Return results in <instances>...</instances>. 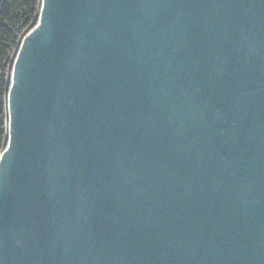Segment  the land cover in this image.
I'll use <instances>...</instances> for the list:
<instances>
[{
  "label": "water",
  "instance_id": "water-1",
  "mask_svg": "<svg viewBox=\"0 0 264 264\" xmlns=\"http://www.w3.org/2000/svg\"><path fill=\"white\" fill-rule=\"evenodd\" d=\"M6 99L0 264H264V0H40Z\"/></svg>",
  "mask_w": 264,
  "mask_h": 264
},
{
  "label": "trees",
  "instance_id": "trees-1",
  "mask_svg": "<svg viewBox=\"0 0 264 264\" xmlns=\"http://www.w3.org/2000/svg\"><path fill=\"white\" fill-rule=\"evenodd\" d=\"M40 0H0V152L7 142V89L20 39L37 20Z\"/></svg>",
  "mask_w": 264,
  "mask_h": 264
},
{
  "label": "built area",
  "instance_id": "built-area-1",
  "mask_svg": "<svg viewBox=\"0 0 264 264\" xmlns=\"http://www.w3.org/2000/svg\"><path fill=\"white\" fill-rule=\"evenodd\" d=\"M3 150H4V149H3ZM3 150H2V151H3ZM2 151L0 152V154L2 153Z\"/></svg>",
  "mask_w": 264,
  "mask_h": 264
}]
</instances>
